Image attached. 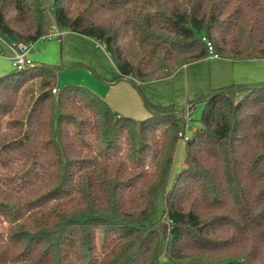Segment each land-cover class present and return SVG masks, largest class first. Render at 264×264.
I'll use <instances>...</instances> for the list:
<instances>
[{"label":"trees","instance_id":"16d2710c","mask_svg":"<svg viewBox=\"0 0 264 264\" xmlns=\"http://www.w3.org/2000/svg\"><path fill=\"white\" fill-rule=\"evenodd\" d=\"M53 28L102 45L139 90L208 59L203 38L264 60V0H0L8 46ZM197 100L170 183L186 109L145 99L147 119L117 116L36 63L0 77V264H264V81Z\"/></svg>","mask_w":264,"mask_h":264},{"label":"rangeland","instance_id":"374dc122","mask_svg":"<svg viewBox=\"0 0 264 264\" xmlns=\"http://www.w3.org/2000/svg\"><path fill=\"white\" fill-rule=\"evenodd\" d=\"M50 9L53 0H43ZM61 40H39L34 43L29 53L38 66L53 67L57 71L59 87H82L93 95L102 98L117 116L145 120L150 116L145 99L156 104H173L178 110H184L192 101L205 96L210 89H219L236 82L252 83L264 81V61L248 64L233 63L227 59H214L201 64H190L188 79L184 68L172 76L143 83L139 90L129 80H118L117 70L107 56L102 45L94 40L62 31ZM0 77L14 71L11 52L7 43L0 38ZM204 105L196 103L191 117H179L178 124L184 135L189 136L196 129ZM181 132V131H180ZM185 159V140L176 145L174 162L170 174V183L181 171ZM164 209L163 197L156 204V211L151 222L161 218ZM0 223V234L3 232ZM163 262L168 259L164 256Z\"/></svg>","mask_w":264,"mask_h":264},{"label":"built area","instance_id":"2783aa9c","mask_svg":"<svg viewBox=\"0 0 264 264\" xmlns=\"http://www.w3.org/2000/svg\"><path fill=\"white\" fill-rule=\"evenodd\" d=\"M63 33L57 29V28H53L52 31H50L49 33H47L46 35H44L41 40L44 41H49V40H61ZM203 41H205L207 43V46L209 48L210 51V56L208 58V60H214V59H219V55L214 51V49L212 48L211 43H209L208 41H206L205 38H203ZM34 44H22L19 46H8L9 50L11 52V62H12V67L15 70H23L26 67H29L31 65L34 64V61L29 58V53L32 51ZM52 92L54 94L57 93V89H53ZM191 113H192V109L190 107L186 108L185 111V117L186 120L191 117ZM195 130V129H194ZM179 136L181 138H184L185 140L189 139V136L184 135V132H180Z\"/></svg>","mask_w":264,"mask_h":264},{"label":"crops","instance_id":"0c3cea01","mask_svg":"<svg viewBox=\"0 0 264 264\" xmlns=\"http://www.w3.org/2000/svg\"><path fill=\"white\" fill-rule=\"evenodd\" d=\"M73 33V32H72ZM73 34H75V35H78V36H81V37H85V36H82V35H79V34H76V33H73ZM85 38H88V37H85ZM88 39H91V38H88ZM91 40H93V39H91ZM95 41V40H94ZM96 42V41H95ZM97 43V42H96ZM98 44V43H97ZM106 52V51H105ZM107 54V53H106ZM107 56H108V54H107ZM109 57V56H108ZM110 59V58H109ZM221 59V58H220ZM111 60V59H110ZM206 60H208V59H206ZM206 60H202V61H199V62H196V64L198 63V64H201V63H205V62H207ZM208 61H212V60H208ZM230 61V60H229ZM261 61H264V60H261ZM252 62H256V61H250V62H248V63H252ZM248 63H241V64H248ZM194 64V63H193ZM115 66V65H114ZM189 66L190 65H187V66H184L183 68H184V71H186V77H187V79H188V70H189ZM117 70V69H116ZM117 76H118V71H117ZM130 81V80H129ZM261 81V80H260ZM259 82V81H258ZM236 83H240V82H236ZM142 87H143V84H142Z\"/></svg>","mask_w":264,"mask_h":264}]
</instances>
